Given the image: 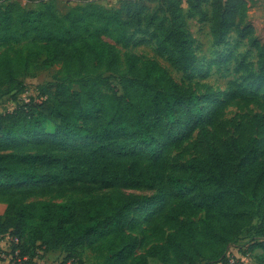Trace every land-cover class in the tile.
I'll list each match as a JSON object with an SVG mask.
<instances>
[{
	"label": "trees",
	"instance_id": "trees-1",
	"mask_svg": "<svg viewBox=\"0 0 264 264\" xmlns=\"http://www.w3.org/2000/svg\"><path fill=\"white\" fill-rule=\"evenodd\" d=\"M253 3L118 0L117 7L109 9L92 1L65 15L58 12L56 0H42L30 10L18 1L0 4V44L14 47L27 42L29 48L28 55L23 50L0 54V87L40 66L59 67L63 75L41 90L42 100L31 99L12 112L0 113V150L19 151L0 156V187L23 186L24 195L156 189V180L137 165L95 175L80 170L107 152L148 144L158 124H150L152 117L172 121L179 107L194 102L156 61L128 54L123 62L119 47L129 48L136 32H144L132 31V26L144 24L157 47L188 74L196 59L188 16L209 22L215 44L221 45L233 30L240 38L252 37L248 16ZM250 40L259 52V79L264 81V45ZM108 75H122L120 95ZM73 85L78 90L73 91ZM86 119L103 123L82 126ZM198 122L189 119L187 124L196 127ZM50 125L54 133L48 135ZM25 142L39 147L20 153ZM259 156L255 138L228 141L224 152L209 144L202 163L191 165L187 184L172 176L173 186L194 193L208 216L183 225L165 246H153L147 255L136 253V240L124 233V227L134 206L162 201V191L140 201L121 195L64 203L13 200L0 215V241L10 237L12 252L30 260L39 258L40 252L63 251L62 264H75L74 252L80 247L92 248L102 264H150V259L162 264H230V251L242 233L264 216V160ZM47 160L61 170L41 175L32 168ZM255 235L254 244L264 249V218Z\"/></svg>",
	"mask_w": 264,
	"mask_h": 264
},
{
	"label": "rangeland",
	"instance_id": "rangeland-1",
	"mask_svg": "<svg viewBox=\"0 0 264 264\" xmlns=\"http://www.w3.org/2000/svg\"><path fill=\"white\" fill-rule=\"evenodd\" d=\"M4 1L6 0H0V4ZM12 1L21 2L25 9L30 10L36 6L37 0ZM82 1L56 0V7L60 14L65 15L75 6H80L79 3ZM248 23L253 27L251 38L264 45V0H254L249 11ZM144 27V24L132 26V31L144 32L141 34L136 32L129 48L119 47L122 61L125 62L128 54L136 55L142 60L156 61L172 76L186 97L192 98L194 102L190 106L179 107L174 112L172 121L167 116L152 117L150 124L153 121H158V124L154 126L148 144H140L124 152L117 150L107 152L96 162L85 163L80 170L95 175L116 170L121 166L130 168L137 165L156 180L157 188L111 189L94 195L75 191L24 195L20 194L23 186L0 187V205L8 206L13 200L21 203L88 201L106 195H121L140 201L162 191L164 194L162 201L134 206L124 227V233L136 240V253L147 255L151 247L165 246L172 235L180 232L183 225L198 223L208 216L207 212L200 208V201L194 193L185 188L176 189L171 177L179 178L181 182L187 184L193 173L191 165L202 163L207 156L209 144L224 152L228 141L246 143L255 138L260 145L259 160H264V81L259 79L262 73L259 68V52L253 46L251 38H240L233 30L223 44L216 45L211 33V24L201 22L199 17L188 16L187 28L193 39L196 59L191 71L184 74L151 40V30ZM9 50H12L14 55L20 50L25 51L26 55L29 54L27 42L14 47L0 44V54ZM125 73L123 70L122 74ZM121 76L112 75L110 79L111 85L116 87L119 95L122 93ZM62 77L59 67L48 66H40L22 74L14 83L0 87V113L12 112L17 104L31 99L42 100L41 90L49 84L57 83ZM76 90L78 86L73 85V91ZM189 119L200 122L194 127L187 124ZM102 123V119H86L81 125L94 128ZM47 133L48 135L54 133V126L50 125ZM21 147L20 153H26V149L38 148L39 144L25 142ZM16 151L18 150H0V156ZM32 168L41 175L61 170V166L52 160ZM263 218V215H259L253 227L243 232L236 244L241 248L242 254L252 253L258 264H264V249L254 244L255 229L260 226ZM9 243L10 240L8 243L5 240V245L0 248V264H7L6 254L3 253L9 250ZM74 253L77 254L75 264L79 262L102 264L92 248H76ZM230 256L231 259L235 258L232 253ZM42 257H45V253L40 252L39 259ZM149 263L162 264L158 259H150Z\"/></svg>",
	"mask_w": 264,
	"mask_h": 264
},
{
	"label": "crops",
	"instance_id": "crops-1",
	"mask_svg": "<svg viewBox=\"0 0 264 264\" xmlns=\"http://www.w3.org/2000/svg\"><path fill=\"white\" fill-rule=\"evenodd\" d=\"M9 1H12V0H6L2 2L1 4L7 3ZM41 1L42 0H39V1L37 0L36 6L33 9H36ZM92 1H95L101 6L105 8H109V9L116 7V5L118 4V0H83L82 2L79 3V5L81 6L87 2H92ZM111 1L113 2L110 4ZM6 209H7V206L4 204H1L0 205V215H4L6 212ZM3 245H5V242H1L0 248H2ZM240 250L241 248H238V246L237 247L235 246L231 249L230 254L231 253L234 254V257H235V258L233 257L234 259H231V264H232V261L239 262L241 264H258L257 259L254 258V255L249 254L245 256L242 254ZM65 257H66V254L63 251L47 252L45 253V257L38 259L37 264H62Z\"/></svg>",
	"mask_w": 264,
	"mask_h": 264
},
{
	"label": "built area",
	"instance_id": "built-area-1",
	"mask_svg": "<svg viewBox=\"0 0 264 264\" xmlns=\"http://www.w3.org/2000/svg\"><path fill=\"white\" fill-rule=\"evenodd\" d=\"M5 240L7 241V243L10 240V243H9V246H8L9 250H7L5 253H3V255L6 254L5 255V259L7 260V264H37L38 263V259L39 258H36L34 260H30L28 257L20 256V252L19 251L12 252V249L10 247L12 240L10 239V237H6L3 240H1L0 243L1 242H5ZM14 242L18 243L19 241L17 239H15ZM69 264H71V263H69ZM232 264H235V262L232 261Z\"/></svg>",
	"mask_w": 264,
	"mask_h": 264
}]
</instances>
